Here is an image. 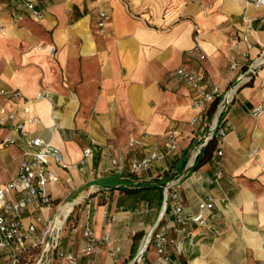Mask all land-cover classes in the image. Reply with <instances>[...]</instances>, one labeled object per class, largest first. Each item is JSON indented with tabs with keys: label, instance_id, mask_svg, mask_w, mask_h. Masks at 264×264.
<instances>
[{
	"label": "crops",
	"instance_id": "crops-1",
	"mask_svg": "<svg viewBox=\"0 0 264 264\" xmlns=\"http://www.w3.org/2000/svg\"><path fill=\"white\" fill-rule=\"evenodd\" d=\"M101 12L109 16L104 28ZM263 56L264 7L247 0H0V90L20 95L0 96V140L16 137L14 127L22 122L32 137L63 154L61 165H50L59 177L47 187L53 204L32 205L22 216L25 229L38 227L26 244L40 240L50 225L54 230L64 206L79 203L77 222L71 214L57 252L74 256L76 264H158L147 236L161 221L179 264H264V114L251 115L264 103V63L247 78ZM183 68L204 74L221 101L245 78L223 117L226 136L197 169L195 150L212 122L205 115L201 125L190 126L197 94L177 76ZM2 108L16 120L2 122ZM174 128L178 152L132 174V161L142 155L129 146L131 139L164 151ZM89 149L93 154L86 156ZM185 152L188 163L171 192L187 217L213 199L200 224L182 225L170 209L164 215L163 185L153 183L165 171L176 172ZM20 155L18 147L0 148V187L16 177ZM121 187L138 190L127 194ZM88 229L98 242L90 256ZM138 233L143 237L135 245Z\"/></svg>",
	"mask_w": 264,
	"mask_h": 264
},
{
	"label": "built area",
	"instance_id": "built-area-1",
	"mask_svg": "<svg viewBox=\"0 0 264 264\" xmlns=\"http://www.w3.org/2000/svg\"><path fill=\"white\" fill-rule=\"evenodd\" d=\"M250 4L257 7H264V0H247ZM26 8L32 12V14L41 19L42 13L38 11L34 4L26 3ZM109 16L105 12L99 14L98 26L104 28ZM246 29L252 30V24L246 22ZM240 36V35H239ZM244 41L249 44L248 37L242 35ZM55 48L51 49V54L54 55ZM195 54L201 59L205 60L206 56L200 49L194 50ZM264 56L259 65H263ZM257 65L256 67H258ZM236 66L235 62H232V67ZM254 67V68H256ZM249 72H253V69ZM177 76L189 84L197 94L193 105L196 109V115L191 119L190 126L197 127L204 122L205 115L218 95L216 89L209 91L207 88L206 76L202 73L195 72L186 68L179 69ZM235 92L234 88L226 93L224 99L220 102L216 115L211 124V132L208 137L202 139L195 150V157L200 154L202 148H204L209 140L216 135L219 138L226 136V130L222 127V121L228 106L231 103L230 92ZM0 96L2 97H19L17 92H8L6 90H0ZM46 97V95H40L39 98ZM229 99V100H228ZM28 104V102L26 103ZM28 111V109H26ZM1 114L5 117L2 122L15 121L16 116L13 113H7L6 109H1ZM264 114V103H261L255 107L251 115L258 119ZM17 133L16 137H6L0 140V148L8 149L12 147H18L21 151V162L18 168L16 177L11 180L4 187H0V264H19L20 255L29 247H41V254L35 260L34 264H64L68 262L70 264H76V259L72 255H64L58 252V245L60 235L64 230L66 221L72 214V210L66 213L62 209L59 213V221L55 223V229L53 227L45 231L43 237L35 241L31 245L26 244L28 234H33L37 231V225H30L25 229L22 221V216L28 211L32 205L37 207H51L53 199L47 191V187L55 185L59 182V177L52 171L50 165H61L63 163L62 152L52 146L46 141L32 137L25 131V124L18 122L14 127ZM180 132L177 128L170 130L164 140L165 150L160 151L156 148L148 146L142 139H131L129 146L135 148L141 158H137L132 161L130 171L132 174L144 172L150 170L156 163H161L166 160L168 156L175 155L178 152V138ZM92 150H87L85 155L91 156ZM222 155V152H219ZM217 179L221 178V173L216 176ZM177 180L171 181L163 190L164 202L163 210L164 215L168 209H170L173 216L176 217L177 222L182 225H186L189 222L203 223L204 212H212L214 207L213 199L209 198L200 204V212L196 216L187 217L184 215L183 205L180 197L176 193L171 192V188L176 184ZM64 208V207H63ZM42 218H37V223H41ZM53 226V225H52ZM53 232L54 239L48 240V236ZM89 245L85 250L87 256L92 255L98 245L97 240L94 238V234L91 230L86 231ZM107 241V239H105ZM154 247V251L157 257L158 264H179L174 259L170 252V240H169V227L166 224H162V221L158 223L150 233L149 246ZM2 254L8 256V261L2 260ZM60 259L59 263H54V258Z\"/></svg>",
	"mask_w": 264,
	"mask_h": 264
},
{
	"label": "trees",
	"instance_id": "trees-1",
	"mask_svg": "<svg viewBox=\"0 0 264 264\" xmlns=\"http://www.w3.org/2000/svg\"><path fill=\"white\" fill-rule=\"evenodd\" d=\"M221 102V97L217 96L214 101L211 103L207 113H206V119L209 122H212L216 112L218 110L219 104ZM219 149V140L218 137L216 135L213 136V138H211L209 140V142L207 143V145L202 148L198 158L196 159L193 168L197 169L198 167L202 166L204 163H206L207 161H210L213 158L214 153ZM189 160V152H185L184 156H183V162L181 167L174 172L173 169H170L168 171H165L162 175L156 177L153 183L155 184H162V193L164 188L175 178H177V176L179 175V173H181L183 171V169L186 167L187 163ZM132 175V174H131ZM155 188V185H145L143 188L141 189H145V190H149V189H153ZM120 190H122L123 192L127 193V194H132L134 193L136 190V188H131V187H121ZM74 211V210H73ZM72 217V224H76L77 219H78V215H76L75 213H73ZM162 224H164L162 222ZM143 237V233H138L135 235V245L142 239ZM41 254V247H29L27 248V250L25 252H23L20 255V262L19 264H34L35 260L40 256Z\"/></svg>",
	"mask_w": 264,
	"mask_h": 264
},
{
	"label": "water",
	"instance_id": "water-1",
	"mask_svg": "<svg viewBox=\"0 0 264 264\" xmlns=\"http://www.w3.org/2000/svg\"><path fill=\"white\" fill-rule=\"evenodd\" d=\"M261 66H262V65H259L258 67L254 68V69H253V72H250L249 75L247 76V78H249V79L253 78V76L256 75V74L258 73V71H259V69L261 68ZM244 81H245V78L242 79V80H240L239 83L237 84V86H235L234 90L237 91V90L239 89V86H240L241 84H243ZM233 94H234V92L231 91V92H230V98H231V100L233 99ZM228 100H229V99H228ZM198 156H199V154L196 155L195 160L198 158ZM78 204H79V203H74L73 206H72V209H71V210L73 211V210L78 206ZM71 210H70V211H71ZM147 237H148V242H149V240H150V236L148 235ZM147 247H148V245H147Z\"/></svg>",
	"mask_w": 264,
	"mask_h": 264
},
{
	"label": "bare ground",
	"instance_id": "bare-ground-1",
	"mask_svg": "<svg viewBox=\"0 0 264 264\" xmlns=\"http://www.w3.org/2000/svg\"><path fill=\"white\" fill-rule=\"evenodd\" d=\"M72 206L73 204H69V205L64 206L63 209L66 211V213H68L72 209Z\"/></svg>",
	"mask_w": 264,
	"mask_h": 264
},
{
	"label": "rangeland",
	"instance_id": "rangeland-1",
	"mask_svg": "<svg viewBox=\"0 0 264 264\" xmlns=\"http://www.w3.org/2000/svg\"><path fill=\"white\" fill-rule=\"evenodd\" d=\"M78 210H79V209H77V214H79Z\"/></svg>",
	"mask_w": 264,
	"mask_h": 264
}]
</instances>
